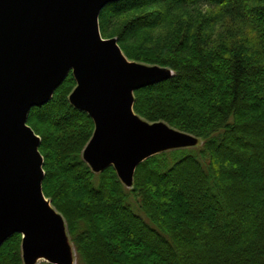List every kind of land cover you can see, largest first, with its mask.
Instances as JSON below:
<instances>
[{"label": "trees", "instance_id": "obj_1", "mask_svg": "<svg viewBox=\"0 0 264 264\" xmlns=\"http://www.w3.org/2000/svg\"><path fill=\"white\" fill-rule=\"evenodd\" d=\"M99 31L128 60L173 72L134 92V112L201 144L145 159L127 188L82 157L94 122L69 101L71 72L31 108L42 191L76 264H264V0H116ZM21 242H3L0 264H24Z\"/></svg>", "mask_w": 264, "mask_h": 264}, {"label": "water", "instance_id": "obj_2", "mask_svg": "<svg viewBox=\"0 0 264 264\" xmlns=\"http://www.w3.org/2000/svg\"><path fill=\"white\" fill-rule=\"evenodd\" d=\"M114 1L0 0V246L21 234L24 264H73L65 221L42 191L40 138L27 124L69 72L76 82L69 101L94 122L82 152L92 171L113 166L130 187L145 159L196 143L134 112V92L173 73L129 61L116 38L101 36L100 12Z\"/></svg>", "mask_w": 264, "mask_h": 264}, {"label": "rangeland", "instance_id": "obj_3", "mask_svg": "<svg viewBox=\"0 0 264 264\" xmlns=\"http://www.w3.org/2000/svg\"><path fill=\"white\" fill-rule=\"evenodd\" d=\"M184 12L185 11H183V15L184 16H186V14H184ZM130 61V60H129ZM144 64V63H143ZM147 65H149V64H147ZM201 144V142L199 141V140H197L196 141V143L191 147V148H196V147H198L199 145ZM128 203L131 205V207L132 208H134L136 211L138 210V205H137V203H136V201L132 198V197H130L129 198V200H128ZM168 209H164V211L167 213L168 211H167ZM136 211H134L136 214H138ZM107 219L109 220V222L111 223L112 222V217H107ZM114 221V220H113ZM70 245H71V247L73 246L72 245V243L70 242L69 243ZM73 250V264H76V260H75V251H74V249H72ZM42 261L41 260H39L38 262H37V264H39V263H41ZM146 264L148 263V262H145Z\"/></svg>", "mask_w": 264, "mask_h": 264}]
</instances>
